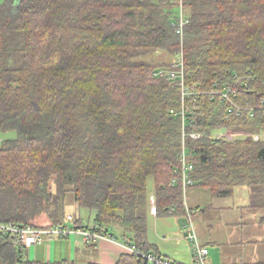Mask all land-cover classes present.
I'll return each instance as SVG.
<instances>
[{
	"label": "trees",
	"instance_id": "16d2710c",
	"mask_svg": "<svg viewBox=\"0 0 264 264\" xmlns=\"http://www.w3.org/2000/svg\"><path fill=\"white\" fill-rule=\"evenodd\" d=\"M2 0L0 3V225H64V204L93 213L72 228L103 231L159 255L147 242V197L157 215L184 218L179 181L181 95L152 73L183 54L185 133L191 188L210 199L248 191L247 209L264 225V141L213 140L219 131L264 132V0H182L186 25L172 22L176 0ZM166 53L169 63L151 57ZM232 103L254 108L236 115ZM214 92V93H213ZM212 205L191 209L206 212ZM0 264H41L0 233ZM116 264H144L122 255ZM178 264V263H175ZM264 264V263H254Z\"/></svg>",
	"mask_w": 264,
	"mask_h": 264
},
{
	"label": "built area",
	"instance_id": "2783aa9c",
	"mask_svg": "<svg viewBox=\"0 0 264 264\" xmlns=\"http://www.w3.org/2000/svg\"><path fill=\"white\" fill-rule=\"evenodd\" d=\"M177 3V15L172 22V27L175 29V33L178 37H182L183 30L186 25L184 11L182 6V0H176ZM184 64L183 54L179 51L178 54L171 60L167 67L160 68L155 70L152 73V76L158 79L167 80L172 84H175L176 87L180 90L181 95V103H180V112H173L170 111V114L173 116H180L181 117V137H180V149L178 153V161H179V172L180 176L179 179L172 180L171 185H174L177 181L180 182L182 188V196L184 199V209H185V217L186 222L182 226L185 229V240L188 243L190 248V255H191V264H209L208 262V250L204 246L199 243L197 239L191 216L193 215L192 212L188 209L185 203V194L186 191L193 186V182L189 177V173L193 169L192 165V151L188 150L186 146V139H191L193 141H198L203 138L202 134L198 133H191L186 134L184 131V112H185V103L184 99L187 96H197L203 92H197L194 88L188 87L186 85V71ZM214 93V92H213ZM222 99L229 101L227 103L229 105L230 110L228 113H232L235 110L236 115H239L242 111H246L250 116L254 113V108L246 107L242 108L236 105V103H232V98L237 96V91L231 87L230 85H223L221 87V92H219ZM243 138H250L252 141H264V132L261 134H251L243 131H219L215 132L211 139L213 140H224L227 142H231L235 139H243ZM148 206V213L151 216L157 215V205L155 202V194L153 192L149 193L147 197V205ZM71 220V216L67 217V221ZM0 233L5 235H9L13 241L16 243L21 244L25 249L35 245L36 243L40 242L43 237L48 239L54 238H70L74 236H79L85 244L95 246L100 240H108L112 243H116L117 240L113 239L110 235L106 234L105 232L95 231L91 229H76L72 228L68 225H61L56 226L50 229H34L29 226H22V225H0ZM119 245L124 250V252L128 255L136 256L137 258L141 259L144 264H175L174 262L170 261L169 259L162 257L160 255H155L152 253H145L138 249L133 244H128L124 242H120Z\"/></svg>",
	"mask_w": 264,
	"mask_h": 264
},
{
	"label": "crops",
	"instance_id": "0c3cea01",
	"mask_svg": "<svg viewBox=\"0 0 264 264\" xmlns=\"http://www.w3.org/2000/svg\"><path fill=\"white\" fill-rule=\"evenodd\" d=\"M194 189L198 190L197 187L188 190L192 192ZM238 189H235L233 197L236 196ZM197 190L191 193L193 202L197 201L199 195ZM246 195L247 202L241 207L243 211L248 206V191ZM203 197V205L197 207L198 209L205 211V207L210 203L212 205V209L201 212L202 218L210 221V224L206 225L205 233L199 234V243L208 250L209 264L264 263V225L260 223V216L255 217L253 227L244 224L248 220L244 221L242 218L236 222L225 220L224 225H221L223 217L233 211V208L218 207L215 205L217 200L212 202L210 195L208 202L205 203L204 193ZM247 228L250 229L245 231ZM120 242L122 241L117 240L116 243H112L102 239L97 245L92 246L85 244L79 236L51 240L43 237L40 242L25 249V259L41 264H116L118 259L126 254L119 245ZM186 246L185 253L178 249L166 255L159 251L158 253L174 263L191 264L190 248Z\"/></svg>",
	"mask_w": 264,
	"mask_h": 264
},
{
	"label": "rangeland",
	"instance_id": "374dc122",
	"mask_svg": "<svg viewBox=\"0 0 264 264\" xmlns=\"http://www.w3.org/2000/svg\"><path fill=\"white\" fill-rule=\"evenodd\" d=\"M18 0H14L16 3ZM2 0H0V3ZM14 3V4H15ZM151 60L154 62H165L169 63L171 60V57L168 56L166 53H159L151 57ZM15 137V133L13 131L6 132V133H0V144L1 141L4 140H10ZM152 190L151 187H149L148 192H153L150 191ZM197 190V189H194ZM189 190L186 191L185 195V203L188 207L189 210L191 209H196L197 207H202L203 203V193L205 194V203L208 202V196L209 192L208 190H205L204 188H198L197 193L199 194L197 197V201L193 202L191 193ZM247 189L245 187H242L237 190L236 196L230 199H225V200H217V205L218 207H223V208H233V211L228 212L224 217L223 221L221 222V225H224L225 220H234L235 222L238 221L240 218L245 220H248L247 224L249 227L254 226V220L255 217L259 218L260 214L259 213H254L249 209L244 208L245 211L241 210V207L243 206L242 204L247 202V195H246ZM66 207L65 209V216H72L76 215L79 216L80 219L84 224L87 222L92 221L93 218V213L88 212V210L84 209H77L72 202L69 200H66L65 203ZM201 204V206H200ZM245 206V205H244ZM239 209V210H238ZM67 216V217H68ZM201 213H194L191 216L192 224L197 236V239L199 240V234L205 233L206 231V225L210 224V221L204 220L202 218ZM147 242L156 247L157 250L162 253V254H168L169 252L179 250L182 253L186 252V245H188L187 241L185 240V229L182 227L179 228L177 220L178 217H176L173 214H167V215H160L157 217H152L151 215H148L147 217ZM65 225H68L71 227V224L69 221L65 220ZM221 227V226H219ZM247 228L245 231H248ZM115 235V237L119 239V230L115 229L112 231ZM189 247V246H188ZM212 251V248H211ZM212 254V253H211Z\"/></svg>",
	"mask_w": 264,
	"mask_h": 264
},
{
	"label": "water",
	"instance_id": "95a60500",
	"mask_svg": "<svg viewBox=\"0 0 264 264\" xmlns=\"http://www.w3.org/2000/svg\"><path fill=\"white\" fill-rule=\"evenodd\" d=\"M186 222V218H178L177 223L179 228H181Z\"/></svg>",
	"mask_w": 264,
	"mask_h": 264
}]
</instances>
